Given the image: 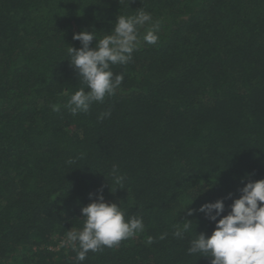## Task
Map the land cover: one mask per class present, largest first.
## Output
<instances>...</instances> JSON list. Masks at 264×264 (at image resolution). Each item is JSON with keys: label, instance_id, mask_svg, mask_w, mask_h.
Wrapping results in <instances>:
<instances>
[{"label": "trees", "instance_id": "trees-1", "mask_svg": "<svg viewBox=\"0 0 264 264\" xmlns=\"http://www.w3.org/2000/svg\"><path fill=\"white\" fill-rule=\"evenodd\" d=\"M139 10L152 17L139 35L158 24L157 44L141 40L110 68L124 77L115 95L72 115L85 87L73 35L102 39ZM113 166L126 177L115 192ZM262 179L264 0H0V264H211L187 250L215 222L188 210L223 199L227 215ZM98 194L144 229L78 261L64 241Z\"/></svg>", "mask_w": 264, "mask_h": 264}, {"label": "clouds", "instance_id": "clouds-1", "mask_svg": "<svg viewBox=\"0 0 264 264\" xmlns=\"http://www.w3.org/2000/svg\"><path fill=\"white\" fill-rule=\"evenodd\" d=\"M151 20L150 13L139 10L133 16H117L111 34L102 39L97 40L93 31H81L73 35V40L79 41L81 47H67L70 66L81 77L85 87H81L67 101L66 107L72 115L87 113L93 103H103L106 96L115 95L124 77L122 74L114 76L110 68L112 65L130 63L132 53L141 40L150 45L157 44L158 36L155 33L158 24H152L142 37L139 35V28ZM93 40L97 43L94 48H90ZM110 115L111 112L106 111L97 119L102 121ZM68 163L74 161L69 160ZM110 176L116 186L114 192L121 189L126 177L119 174L116 166H113ZM98 192H102V189ZM239 192V198L229 205L227 215H222L225 211L223 199L188 210V216L198 212L210 222H215L211 235L201 232L191 240L187 250L189 255L210 257L211 264H264V179L246 183ZM227 199H231V194ZM80 212L84 220L83 228L69 230L64 241L67 246H78V261H83L89 251L97 252L102 247L112 248L144 229L141 218L125 220V213L118 203H106L101 194L82 207ZM192 223L189 220L177 223L173 237L183 239L192 228ZM166 236L167 233L162 234L160 239ZM147 242L151 244L152 238L149 237Z\"/></svg>", "mask_w": 264, "mask_h": 264}]
</instances>
